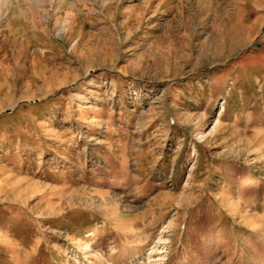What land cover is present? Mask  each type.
Instances as JSON below:
<instances>
[{
	"label": "rangeland",
	"instance_id": "374dc122",
	"mask_svg": "<svg viewBox=\"0 0 264 264\" xmlns=\"http://www.w3.org/2000/svg\"><path fill=\"white\" fill-rule=\"evenodd\" d=\"M0 264H264V0H0Z\"/></svg>",
	"mask_w": 264,
	"mask_h": 264
},
{
	"label": "bare ground",
	"instance_id": "6f19581e",
	"mask_svg": "<svg viewBox=\"0 0 264 264\" xmlns=\"http://www.w3.org/2000/svg\"><path fill=\"white\" fill-rule=\"evenodd\" d=\"M254 185H256V184H252L251 186H254Z\"/></svg>",
	"mask_w": 264,
	"mask_h": 264
}]
</instances>
